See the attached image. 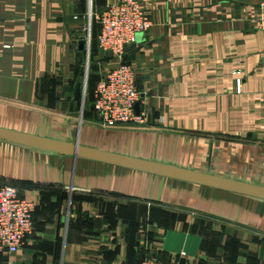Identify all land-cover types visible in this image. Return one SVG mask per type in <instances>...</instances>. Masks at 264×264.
<instances>
[{
	"label": "crops",
	"instance_id": "1",
	"mask_svg": "<svg viewBox=\"0 0 264 264\" xmlns=\"http://www.w3.org/2000/svg\"><path fill=\"white\" fill-rule=\"evenodd\" d=\"M112 1L0 0V188L35 205L16 261L264 264L262 0H140L123 60L146 122L102 127L119 60L88 15Z\"/></svg>",
	"mask_w": 264,
	"mask_h": 264
},
{
	"label": "built area",
	"instance_id": "2",
	"mask_svg": "<svg viewBox=\"0 0 264 264\" xmlns=\"http://www.w3.org/2000/svg\"><path fill=\"white\" fill-rule=\"evenodd\" d=\"M88 17L99 25L98 48L119 60L116 66L100 75L96 84L92 108L97 124L102 127L144 124L146 110L136 112L135 109L136 104L139 106L143 101L137 88L136 70L123 58L126 47L132 43L136 45L139 35L149 29L151 19L140 0H113L99 12L90 11ZM256 26L264 32V0L259 4ZM83 29L90 39L91 22ZM34 207V203L22 197L15 186L7 184L0 188V254L10 258L7 264H18L16 255L33 231L31 216ZM140 264H179V261L165 263L148 255Z\"/></svg>",
	"mask_w": 264,
	"mask_h": 264
},
{
	"label": "water",
	"instance_id": "3",
	"mask_svg": "<svg viewBox=\"0 0 264 264\" xmlns=\"http://www.w3.org/2000/svg\"><path fill=\"white\" fill-rule=\"evenodd\" d=\"M134 47H135V43H132V44H130V45H128V46L126 47V50H127V51H128V50H131V49H133ZM135 109H136V112H137L138 109H139L138 104H136ZM243 190L251 191L250 189H248V188H246V187H244ZM255 192H257V191L255 190Z\"/></svg>",
	"mask_w": 264,
	"mask_h": 264
},
{
	"label": "rangeland",
	"instance_id": "4",
	"mask_svg": "<svg viewBox=\"0 0 264 264\" xmlns=\"http://www.w3.org/2000/svg\"><path fill=\"white\" fill-rule=\"evenodd\" d=\"M93 22H94V21H93ZM86 34H87V32H86ZM86 64H88V63H87V60H86ZM0 184H1V183H0ZM4 184H5V183H4Z\"/></svg>",
	"mask_w": 264,
	"mask_h": 264
},
{
	"label": "trees",
	"instance_id": "5",
	"mask_svg": "<svg viewBox=\"0 0 264 264\" xmlns=\"http://www.w3.org/2000/svg\"><path fill=\"white\" fill-rule=\"evenodd\" d=\"M97 36V35H96Z\"/></svg>",
	"mask_w": 264,
	"mask_h": 264
}]
</instances>
